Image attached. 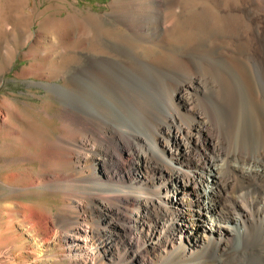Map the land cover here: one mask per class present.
Masks as SVG:
<instances>
[{
  "label": "bare ground",
  "instance_id": "bare-ground-1",
  "mask_svg": "<svg viewBox=\"0 0 264 264\" xmlns=\"http://www.w3.org/2000/svg\"><path fill=\"white\" fill-rule=\"evenodd\" d=\"M127 5L136 13L118 23L150 40L144 4ZM199 26L193 46L179 43L174 71L150 61L155 48L110 41L63 83L47 82L61 103L49 140L0 106V139L26 146L6 162L29 165L4 182L56 202L5 206L0 237L20 249L0 251V264H264V0ZM114 145L134 155L133 177L108 170ZM116 197L131 206V226L114 221L123 217Z\"/></svg>",
  "mask_w": 264,
  "mask_h": 264
},
{
  "label": "rangeland",
  "instance_id": "rangeland-1",
  "mask_svg": "<svg viewBox=\"0 0 264 264\" xmlns=\"http://www.w3.org/2000/svg\"><path fill=\"white\" fill-rule=\"evenodd\" d=\"M133 1L144 4L142 7L147 10V22L153 24L151 41L139 40L117 21L118 17H132L136 13L131 10L132 6L127 5ZM157 1L162 4L160 10L155 6ZM251 1L253 0H0V106L19 127L32 129L49 140L50 135L52 137L57 132L59 120L53 114H61V103L48 90L45 85L47 82L63 83L64 74L71 73L77 66L85 65L88 57L109 50L110 41L127 40L140 54L148 52L149 48H155L156 54L150 61L160 70L174 71L182 60L178 54L179 43L186 41L190 43L189 47L193 46L203 31L199 26L200 22L208 14L223 16L241 12ZM158 12L160 19H155ZM55 36L62 39L58 46L52 43ZM251 38L255 47L256 39L252 35ZM167 52L171 54H164ZM46 53L51 58L43 59ZM76 91V96L82 94L80 89L77 88ZM10 141L0 139V213L14 199L27 205L52 207L56 202L50 193L42 189L19 188L11 191L10 186L4 182L7 174L28 171L29 166L15 161L10 164L6 162L9 157L22 155L24 148L26 149L24 144L12 149L10 144L13 141ZM111 149L114 163L109 161L108 170L112 176L133 177L136 173L132 163L135 161L134 155L127 151L122 153V148L116 145ZM79 150L87 154L86 150ZM146 171L147 169L141 170L142 173ZM150 175L153 173L150 172ZM115 200L123 217H114V221L131 226V219L128 218L131 206L123 197H116ZM148 222L154 225L153 218ZM9 237V234L0 237V251L10 247L20 249V241L6 242ZM88 246L91 250L95 245L93 241H89ZM120 247L122 251L126 245ZM128 249L131 251L130 247ZM151 259V264H160L159 256ZM97 260V264H105L104 261ZM45 263L51 262H43Z\"/></svg>",
  "mask_w": 264,
  "mask_h": 264
}]
</instances>
